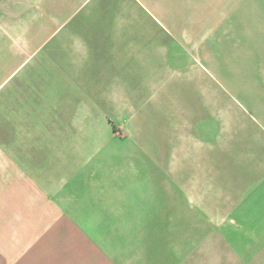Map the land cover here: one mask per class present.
<instances>
[{"label": "crops", "instance_id": "obj_1", "mask_svg": "<svg viewBox=\"0 0 264 264\" xmlns=\"http://www.w3.org/2000/svg\"><path fill=\"white\" fill-rule=\"evenodd\" d=\"M201 1L203 66L246 111L234 143L124 146L80 166L61 141L97 97L67 89H93V58L114 76L129 70L116 58L147 57L131 42L178 23V0H0V264H264V0Z\"/></svg>", "mask_w": 264, "mask_h": 264}, {"label": "rangeland", "instance_id": "obj_2", "mask_svg": "<svg viewBox=\"0 0 264 264\" xmlns=\"http://www.w3.org/2000/svg\"><path fill=\"white\" fill-rule=\"evenodd\" d=\"M171 6L168 3V8ZM203 9L201 0L174 2V13L170 15L178 17V23H170L171 18L163 15L161 28L155 23L148 26L145 42H131V50L138 49L141 44L142 52L155 53V58L144 54L116 58L118 62L126 60L129 66L126 72L116 71L112 76L106 72L104 57L93 58L96 62L99 60L92 66L95 71L81 73V79L89 80L93 89L79 88V85L67 89L71 97L82 96L80 92L83 96L93 92L91 96L97 97L92 105L82 103L83 115L74 120L76 135L62 138L68 159L79 164L81 161H106L116 154L113 152L125 150L124 146L139 144L234 143L237 123L244 127V122L236 121V116L246 111L230 104L234 101L233 89L219 87L218 81L226 82L224 75L214 72L207 62L203 66V37L208 34V27L201 22L190 23V13H202ZM208 9L218 8L211 5ZM230 42L216 35L217 45L227 46ZM205 67L210 69V74ZM110 76L115 81L111 88L107 81ZM121 83L125 84V89L119 86ZM50 125L54 129L62 128V123L55 120Z\"/></svg>", "mask_w": 264, "mask_h": 264}]
</instances>
